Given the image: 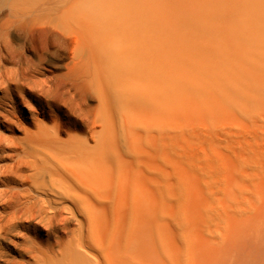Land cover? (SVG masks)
<instances>
[{
  "label": "bare ground",
  "instance_id": "6f19581e",
  "mask_svg": "<svg viewBox=\"0 0 264 264\" xmlns=\"http://www.w3.org/2000/svg\"><path fill=\"white\" fill-rule=\"evenodd\" d=\"M58 2L46 18L72 32L101 108L82 133L62 138L61 123L42 122L18 140L30 172L17 195L0 158V264H264V147L232 143L228 158L201 167L175 152L189 126L180 118L203 99L264 108V0ZM11 93V69H0V151L10 160ZM19 94L33 119L49 111ZM151 107L158 124L144 117Z\"/></svg>",
  "mask_w": 264,
  "mask_h": 264
},
{
  "label": "rangeland",
  "instance_id": "374dc122",
  "mask_svg": "<svg viewBox=\"0 0 264 264\" xmlns=\"http://www.w3.org/2000/svg\"><path fill=\"white\" fill-rule=\"evenodd\" d=\"M58 4H61L58 0H0V69H11L12 92L11 160L2 151H0V158L2 163L11 161V195H17L23 190L20 186L22 176H26L30 172L28 163L25 162L17 147L18 140L27 135L28 130L31 135L37 130L36 123L43 122L45 125H51L54 121H58L65 130L61 132V137L66 138L68 137L66 131L68 132L70 127L79 133L86 131L91 124L90 118L95 117L101 108L100 83L87 60H84L83 64L79 63L76 58L72 32L58 22L51 21L49 17L46 18L49 8ZM19 93H22L37 108L41 102L50 105L46 114L38 116L39 120L42 117L41 122L32 118L30 109L22 102ZM244 98L247 100L248 96H244ZM261 108L264 110L263 107H258L249 114L247 111V113L244 112L246 110L244 107L240 106L235 110H228V108L220 110L214 97H211L209 103L203 99L200 106L186 108L187 112H184L178 125L187 123L183 125L184 128L189 125L184 131L191 133L188 135L184 131V134L181 130L178 131V137L181 138L177 139L184 141H176L177 156L185 161L186 157L193 155L196 163L198 161L200 164L198 166L201 167L205 163L211 164V158L213 159L215 154L220 153L222 157L228 158V155H223V152L227 151L228 145L232 143L235 150L239 146L244 148L251 144L255 148L262 149L264 147V131L261 130H264V113ZM151 112L154 118L152 122L158 124L162 113L151 107L149 113L144 114V117L147 116V121L150 120ZM190 127L191 130H189ZM193 128L197 131L200 130L201 134L195 132L196 130L193 133ZM206 132L208 133L206 134ZM242 133L245 135L244 138H239L240 141L238 139L232 141V136L237 137L235 135L239 134V137ZM216 136L222 137L219 138L222 141H219ZM229 138L230 141L227 142ZM223 146H226L227 149ZM232 148L231 146L229 151L234 150ZM191 178L196 180L197 173H192ZM197 199L192 197V206L197 205ZM119 204L121 205H116L114 208L123 210L126 208L124 202H119ZM67 226L73 227L74 221H68ZM13 229L21 232L19 230H24L25 227L24 224L18 223ZM41 229V236H45L46 232L42 227ZM135 229H141V227L137 226ZM11 238L16 239L14 236ZM5 246L9 252H13L11 244Z\"/></svg>",
  "mask_w": 264,
  "mask_h": 264
}]
</instances>
